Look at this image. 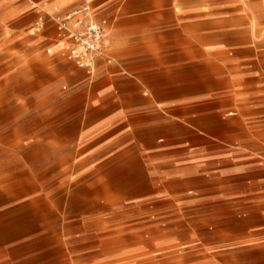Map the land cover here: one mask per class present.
Returning a JSON list of instances; mask_svg holds the SVG:
<instances>
[{
	"label": "crops",
	"instance_id": "obj_1",
	"mask_svg": "<svg viewBox=\"0 0 264 264\" xmlns=\"http://www.w3.org/2000/svg\"><path fill=\"white\" fill-rule=\"evenodd\" d=\"M47 1L61 12L89 5L105 20L104 47L87 71L67 57L51 16L42 33L0 32V89L31 90L29 97L2 102L41 123L43 144L69 152L68 164L59 166L75 169V176L99 164L136 170L144 190L136 200L163 186L168 192L179 169L201 154L207 171L217 165L212 195L234 218L217 243L204 246L202 264H264V69L258 60L264 33L247 5L254 3ZM16 2L0 0V25L22 16L33 25L34 6ZM199 102L205 106L200 129L188 121ZM211 115L217 138L210 134Z\"/></svg>",
	"mask_w": 264,
	"mask_h": 264
},
{
	"label": "rangeland",
	"instance_id": "obj_2",
	"mask_svg": "<svg viewBox=\"0 0 264 264\" xmlns=\"http://www.w3.org/2000/svg\"><path fill=\"white\" fill-rule=\"evenodd\" d=\"M11 1L34 6L35 16L42 15L44 23L56 4ZM250 1L259 34L264 33V0ZM24 21L22 16L0 25V32L15 27L45 30V24L36 31L34 22ZM258 60L264 69V57ZM30 93L0 89V264H202L204 246L217 243L223 231L233 227L224 202L212 195L218 186L217 165L211 163L207 171L201 154L179 169L166 186L168 192L163 186L146 201L135 199L144 193L136 170L99 164L75 176V169L61 168L71 154L44 145L41 123L27 120L13 102L1 99ZM204 107L194 104L188 119L199 129ZM210 117V134L217 138L218 121ZM31 132L33 136L26 137ZM177 133L183 135L180 128ZM187 138L197 144L195 135Z\"/></svg>",
	"mask_w": 264,
	"mask_h": 264
},
{
	"label": "built area",
	"instance_id": "obj_3",
	"mask_svg": "<svg viewBox=\"0 0 264 264\" xmlns=\"http://www.w3.org/2000/svg\"><path fill=\"white\" fill-rule=\"evenodd\" d=\"M51 18L55 23L56 38L61 40L67 57L79 67L91 71L105 44V20L97 19L86 4L65 12L53 7ZM44 24L43 16L38 15L34 21L36 31Z\"/></svg>",
	"mask_w": 264,
	"mask_h": 264
}]
</instances>
